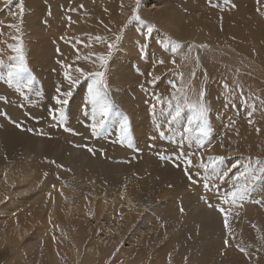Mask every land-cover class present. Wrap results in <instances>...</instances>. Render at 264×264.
Listing matches in <instances>:
<instances>
[{"label": "bare ground", "instance_id": "bare-ground-1", "mask_svg": "<svg viewBox=\"0 0 264 264\" xmlns=\"http://www.w3.org/2000/svg\"><path fill=\"white\" fill-rule=\"evenodd\" d=\"M232 1L235 7L229 13L221 3L210 8L214 0L211 3L209 0H142L140 20L129 24L137 0H57L60 4H53L49 9L42 6L45 0H24L22 19L19 4L14 2L12 8L11 5L5 7L6 0H0V10L3 8L0 13V60H5V66L0 67V94L2 97L12 94L9 111L13 117L7 119L0 115V264H264V217L254 214V206L250 208L253 202L264 206L259 199L264 195V181H251L242 200L220 205L223 188L228 187L230 196L234 186L246 182L239 170L228 172L231 162L224 160L213 175H208L199 165L208 163V157L214 154L194 156L193 166L184 162L178 169L173 159L178 156H173L171 150L169 153L173 157L157 152L165 157L162 162L160 157H144L143 151L148 135L151 146L162 149L164 146H203L210 137H217L226 155L243 153L248 144L256 142L255 137L260 142L264 139V115L258 111L257 104L253 105L260 104L259 98L264 100L262 87L256 92L254 88L248 91L250 97L236 105L237 111L239 105L243 108L238 117L224 103L230 96L233 102V95H226L227 98L221 95L214 100L206 95V109L210 113L200 118L208 128H213L210 137L197 133V115L179 109L180 115L176 117L177 107H170L169 101H164L167 95L178 92L170 82L175 83L180 77L179 70L159 77V69L179 68V64L169 61L176 44L171 45L167 38L172 40L174 36L182 41L185 45L179 50L182 58L194 42L193 34L203 31L199 26L204 25L209 29L207 32L212 30L215 36L230 37L227 31L222 33L213 24L200 22L210 15H215L216 21L220 13L222 21L232 22L234 28L239 26L240 12L236 14L238 18L233 13L241 9L243 22L250 19L243 23V29L248 24L247 32L256 45L247 39L244 41L240 34L242 41H237L235 34L230 37V46L246 54V59L253 64H262L264 44L257 45L259 34L264 43V0ZM64 5L69 9H61ZM260 10L263 18L256 15ZM45 11L51 13L50 19L44 18ZM45 20L47 25L42 23ZM124 27L115 55L108 64L107 83L104 82L107 88L104 84L98 85L111 104L108 116L101 117L99 108L91 102L89 88L93 79L81 81L82 76L76 69L68 70L64 66L57 69L53 57L64 64L66 60L67 65L70 52L77 47L88 53L86 60L99 61V66L89 64V69L82 70L85 73L100 71L103 67L99 57L108 58L111 50L108 45ZM15 29L22 31L27 51L23 56L32 73L13 77L11 82L18 83L14 89L7 76V65L9 57L17 54L9 47L17 40ZM162 31H167L169 36ZM29 37L38 39L31 43V53ZM52 45L65 46L63 53L56 51L51 57ZM66 47L72 48L71 51ZM174 56L178 62V54ZM197 57L199 69H202L196 78L201 79L205 74L212 77L214 85H211L216 92L221 80L232 79L237 84L232 77L234 72H229L227 79L228 72L218 69L210 57L199 53ZM65 73L80 83L70 85ZM159 78L161 88H155L154 83ZM29 79L35 85H31L27 95L25 87ZM69 90L73 93L71 99L61 95ZM55 97L67 98L69 103L57 105ZM234 100L236 104L237 99ZM141 101L149 104L143 105ZM49 107L52 109L48 115ZM61 107L64 110L62 118L56 111ZM24 111L34 112L37 121L26 120ZM81 116H84L83 122L79 123ZM125 117L129 126L127 134L121 129ZM101 119L103 127L93 134V125ZM189 119L193 121L191 125ZM224 120L228 124L234 122L226 127L221 124L224 125ZM189 127L193 130L187 131ZM40 128L44 136L34 134L36 138L31 137L29 129L37 132ZM221 136L225 138L222 140ZM110 140L112 143H107ZM105 144L108 146L104 147ZM95 145L104 147L101 154H92ZM29 147L34 148L30 151ZM57 147L65 153L59 158L53 152ZM136 147L140 151L138 154L133 153ZM126 154L136 159L117 164L125 160ZM180 157L177 161L181 164L185 156ZM39 159L45 162L58 159L60 170L49 165L47 171L42 172ZM236 168L242 167L238 164ZM136 171L140 174L135 175ZM188 174L198 181L196 185L190 184ZM210 184L217 185L211 188ZM208 203L213 207H208ZM215 206L230 210L227 229L223 213L214 212ZM79 252L82 254L80 262L77 261Z\"/></svg>", "mask_w": 264, "mask_h": 264}, {"label": "rangeland", "instance_id": "rangeland-1", "mask_svg": "<svg viewBox=\"0 0 264 264\" xmlns=\"http://www.w3.org/2000/svg\"><path fill=\"white\" fill-rule=\"evenodd\" d=\"M14 2L16 3L15 5H18L19 4V6H20V0H11L10 3L8 2V0H6L5 7H8L9 5H11V8H12V4ZM23 2H24V0H22V3ZM59 2H57V0H45V2H43L42 6L49 9V7H51V5H53V4H60L61 3V2L60 3ZM239 2H240V0H239ZM218 3L219 4L221 3L222 6L224 5L225 6V9H227L229 11V13H232V11H233V10H231V8H233V1L232 0H230V2L227 3V4H225L224 0H214V3H213L212 6H210V8H213V6L216 8L218 6ZM141 6H142V0H139V4L136 5V10H137V14L138 15H139ZM2 9L0 10V13H1ZM61 9L67 10L69 8H68L67 5L66 6L64 5V6H61ZM18 12H19V16L22 19V17H23L22 14L25 12L24 6H23V10L21 11V8H20L18 10ZM239 12H240V15H239ZM47 13L45 11L44 18L45 19L46 18H49L50 19L51 13L50 12L48 14ZM259 13H261V10L258 11V12L256 11V15L257 16L259 15L258 17H260V16L263 15L262 13L261 14H259ZM233 14L237 18H238V16L236 14H238L239 15V18H241L240 20H239V18L237 20V23H239L238 25L239 26L241 25V27L237 26V27H234L233 28L234 25H231L232 22H226L225 19H224V21H222L223 19H222V15L220 13L218 14V18L216 19V21H215V18H216L215 15H210L206 19H204V20H202L200 22H202L203 24H205V23L206 24H213L215 27L218 28V30H222V33H223V31H227V33H228L227 36L232 37L233 35L236 34V36L238 37V40H237V38H235V39L237 41H242V38H240L241 40L239 39V36L242 35L244 41L247 39V41L250 44L256 45L254 43V40L251 38V35H249L248 32H247L249 30L248 24L245 25L246 28L243 29V23H245L246 21H250V19L244 20L245 22H243V17L241 16V9L240 10L237 9L235 11V13H233ZM198 17L199 16H197V18ZM247 17L250 18L249 16H247ZM262 18H263V16H262ZM129 19H130L129 22H128L129 24H132V23H134V21H136V19L133 18V13L129 17ZM262 21H263V24H264V19H262ZM42 23H45L47 25L48 22L45 20V22H42ZM21 24H22V20H21ZM199 27L203 31H201V33H199V34H193V36L191 38H193L192 40L194 42H192V44L189 45V48L186 50V53L183 55L182 58L179 57V54H180L179 50H182L183 48H185V45L182 44L181 43L182 41H180L178 38L175 39L174 36L172 37V40H170L169 38H167L169 40V43L171 45H173L172 44L173 42L176 45H179L178 49L175 52L172 51V58L169 60L171 63H172V61H175V63H173V64H179V68L178 69H159V77L167 76L173 70L175 71V73H176V71L179 70L180 77L177 78L176 81H175V84L177 85L176 89L178 90V92L177 93H174V94H171V95H167L164 98L165 99L164 101L165 102H168L169 101L168 104H169L170 107H172V106L175 107L176 106L177 108H179L183 112L184 111L185 112H190V113H192L194 115H197L196 122H198V126H202V125H204V120H202L200 118L201 116L199 114V108L201 106V103H202L203 108L205 109L204 113H210V111L208 109H206V106H207V103L205 101V96L206 95H209L210 100H212L213 97H214L213 100L214 99H217L216 97L219 98V97H221V95H223V97H226V95H233V102H235V100H234L235 98L237 99L236 104H234L231 101L232 99L229 100V98L231 96L228 97V98L226 97L227 99L224 100V103L227 104L228 106H230L229 108L233 110L232 113L234 112L233 113L234 115H236L237 117L238 116H241V111L243 110V108L240 109V105H239V107H238L239 110L237 111V110H235V108L237 109V106L236 105L240 104V102H242L245 99L247 100L250 97L248 91H250V90H252L254 88L253 91L256 92V90H257L258 87L264 88V59L263 58H261L262 60L260 59V61H261L262 64H259V63L256 62L258 64V66H260V67H258L255 63L253 64L252 61H250V60L248 61L246 59V56H245L246 54L244 55L242 52H239L238 50H235L232 46H230L231 45L230 44L231 43L230 37L226 38L227 39L226 40L225 37L221 38L220 36L213 35L212 30H210L209 32H207L209 29L207 30L204 25L203 26H199ZM125 29L126 28L124 27L123 30H120V32L116 36V40H113L112 39L111 45H113V47L111 48V50L109 52V56L107 58V62L105 64V66L99 71V72H103L104 73V77H103L104 82H106V77H107V72H108L107 71L108 70V64H109L111 58L115 55V52L117 50V46H118V44L120 42V39L122 38V34L124 33ZM194 29H197V28H194ZM235 29H237V30H235ZM1 30H2V28H1V24H0V34H1ZM15 31H16L15 36H16V39L17 40H15L13 42L14 44H12V46H21V48H22V55H24V52H27V51H26V46H25V42H24L25 40H24V37L22 35V31L17 32V29H15ZM162 33H163V35L169 36V33L167 31H162ZM238 34H240V35H238ZM181 36H183V35H181ZM258 36H259L260 41H259V44L257 46L260 47V45H263L264 43L261 41V38H262L261 34H259ZM117 37H119V39H117ZM34 39L36 41H38L37 38L29 37V53H31L30 47H31V43L33 42ZM228 39H230V41H228ZM51 40H50V42L52 44V41ZM50 42L48 41V43H50ZM201 46H204V47H201ZM50 47L52 48V54H51V57H52L54 55V52H56V51H57V53H61V52L63 53V49H64L63 47H65V46L59 45L57 47H53V45H52ZM66 48H69L70 51L72 49L70 47H66ZM189 49H191V50L189 51ZM251 50H253V49L251 48ZM70 53H71V55H70V57H68V58H70V61H67V65H66V60H65V64H64L61 60H58L57 57H55V56L53 57V62L57 66L56 67L57 69L58 68L59 69L60 68L63 69L62 68L63 66L65 67V69H68V70H70V69H77V68H79V69H84V68L89 69L88 68L89 64H96L97 66H99V61L98 60H95V61H88V60H86V59H88V53L85 50L84 51H81L80 49H78L77 47H75L73 49V51L70 52ZM198 53L200 54V56H208V57H210L211 60L214 61V63L218 67V69H224V71L228 72L226 74V78L228 77L229 72H232V73L234 72L233 73L234 75L232 77H234V79L236 80V83L237 84H235L234 83V80H232V79H229L227 81L226 80L225 81L224 80H221V81H219L220 82L219 85H217L218 90L216 92L215 88H213L214 86L212 87V85H214V84H212L213 83L212 77H209L208 75L205 74V76L202 77L201 79H197L196 78V75L199 74L201 72L200 69H202V68L199 69V66H198V63H197V59H196ZM176 54H178V57H179V61L178 62H177L178 59L174 56ZM17 55L18 54H15V56H17ZM51 57L49 58V60H52ZM24 61H25V58H24ZM186 61H187V63H186ZM70 62H71V65L69 66V63ZM58 63H59V65H58ZM219 65H220L221 68H219ZM30 68L31 67L29 66L28 73H25L23 75L31 74L32 73V69H30ZM96 69H98V68H96ZM187 71H188V74L186 75V72ZM95 72H98V71H95ZM95 72H90V73H95ZM42 73H44L43 70H42L41 74ZM206 73H207V71H206ZM83 79H93V77H91V76H82L81 81ZM230 80H232V81H230ZM79 83L80 82H78L77 84H75V86H77ZM11 84H12V88H14V89H15V87L18 86V83L16 84L14 82H11ZM32 84L35 85L34 82L32 81L31 84H28L27 83V85L25 87V90L27 91L26 92L27 95L29 94V90L31 89V85ZM161 84L162 83H161L160 78H159L154 83V86H155V88H161ZM225 85H227V87H225ZM235 85H237V86H235ZM220 89H222V90L220 91ZM170 90H172V89H170ZM201 91L204 92V96H203V100L202 101H200V98H199V93ZM72 94L73 93L71 92V96H68L69 99H71ZM11 95L12 94H10V93H9V95L3 96V97L1 95L2 104H1V107H0V113H6L7 114L6 116L5 115H1L2 118L3 117H7V119H13V117L11 116V113H10L11 107H12L10 105L11 104L10 103ZM185 97H187V100L185 99ZM167 98H168V100H167ZM259 99H258V101L260 102ZM227 100H228V103H227ZM160 103H162V102L160 101ZM141 104L148 105L149 103L148 102L147 103L146 102L143 103L141 101ZM191 104H195L196 105V108L194 109V108L190 107ZM256 104H257V108L259 109L258 111L259 112H262L263 115H264V105H262L261 103L259 104L258 102L255 103V104H253V105H256ZM142 107L145 108V106H142ZM50 109H52V107L47 108L48 115L50 114ZM261 109H262V111H261ZM8 111H9L10 114L8 113ZM29 112H26V111L23 112V116H25V119L26 120H29L31 122L37 121V118L38 117H36V115H35V114H37V110H36V112L34 110L35 114L32 111L30 113ZM88 112H89V116H90V111L88 110ZM9 117H11V118H9ZM81 117H82V119H81ZM81 117L78 118L79 119L78 120L79 123L83 122V117L84 116H81ZM85 117H88V116L85 115ZM237 120H239V122H240V119L239 118H237ZM223 122H224V125H223V123H221L222 126H226L227 127L228 125L230 126L234 121H232L231 124H228V122H225V120ZM12 124H13V122H12ZM263 125H264V122H263ZM241 126L242 125L240 124L238 126V128L241 127ZM207 127H208V125H207ZM226 127L225 128H222V132L226 129ZM53 128H54V130H61L60 128L56 129L57 127H53ZM210 129H213V128L210 127ZM41 130H42L41 128L38 129L37 132H35V131L32 130V131H29V134L33 138H36V135H34V134H37L39 136H44V131L43 130L41 131ZM68 130H69V128H68ZM257 130H259V128H257ZM179 132L182 133V131H179ZM210 132L212 133V130ZM148 137H150V136L148 135L147 138H145L146 139V142L148 140V144L145 142L147 146L145 145V147L143 148L144 153H146V154L143 153L144 154V157H147V158H149V157H151V158L152 157H158L159 158L160 157L159 159H161V156L162 155H160L161 154L160 152H162L163 155L165 154L164 156H172V154H170V153H173L174 152L173 153V156L174 155L175 156L176 155L178 156V157H174L173 158L174 159V163L177 164V168L178 169H179L178 166H183V163L184 162H187V160L189 159V157L193 161L196 156H199L201 158V156H203V155L204 156H207L209 153L215 155L216 152H217V156H223L224 157L225 162L227 161V162H231L232 163V165L228 166V168H227L228 172H230V173H234V172H236L238 170L240 171V174L241 173H248L252 169L259 167L256 164V161L257 160L264 162V139L260 142V140L257 141V138L256 137L254 138L256 142H254L252 144H248V149L243 152L244 154L241 153V152H236V153H231V155L224 154V150L222 149V146H221L223 144H221V142H219V139L217 137H216V139H214V138L210 137L209 135L208 136H204V137H210V139H208L203 146L202 145H197V147H196L194 145L195 147L192 146V148H189V147H179V146H177V147H174V146L169 147V146H167L168 149L165 148V146L163 147V149H162V147H159V146H156V145L155 146H151V144L149 142L150 141L149 139H151V137L150 138H148ZM223 138H225V136H221V139L222 140H223ZM215 140L218 142V144H217V142H215ZM107 143L111 144L112 143V140L108 141ZM219 143L221 145H219ZM218 145H219V147H218ZM95 146H96V150H93V153L92 154H97V153L98 154H101L103 152V148L104 147H107L108 144H105L104 147L103 146H98L97 147V145H95ZM95 146H94V149H95ZM33 148L34 147H31V148L29 147V150L31 151V150H33ZM59 148H61V147H57L53 151L54 152V155L56 156V158H59V157H61V156H63L65 154L63 150L61 151L62 148L61 149H59ZM189 149H190V151H189ZM226 149H228V147ZM58 150H60V151H58ZM138 150L139 149L137 147L134 148V151L135 152L132 149V151H133L134 154L140 153V151H138ZM170 150H171V152H170ZM214 150H216V151H214ZM157 152L160 153V154H158ZM196 152H197V154H196ZM184 153H186L187 155H182ZM92 154L90 153V155H92ZM214 155H211V156L212 157H215ZM180 156H185V158H182L181 164H180L179 161H177V159ZM126 157H129V155L128 156H127V154L124 155V159H125L124 161L125 162L123 160H119L120 162L117 161V164H125V163H127V161H129L131 159H136V158H133L131 156V154H130V157L128 158V160H127ZM34 158H35V155H34ZM113 158H116V157H113ZM175 159H176V161H175ZM56 161H58V159H56L55 161L51 160V161H46V162L43 159H39V162L42 165V172H46L49 165H51L50 167H52L53 169L54 168L59 169L57 167V164H59V163H56ZM161 162H162V159H161ZM238 164L242 167L241 169L236 168V165H238ZM152 166H153V169H154L155 166L154 165H152ZM152 166H150L151 169H152ZM192 166H193V163H192ZM150 168H148V169L150 170ZM134 174L135 175L136 174H140V172H137L136 171ZM256 181H259V182L260 181H264V178L257 179ZM191 183L192 182H190V184ZM260 183H262V182H260ZM194 184L195 183H193L192 185H194ZM215 185H217V184H210V187L212 188ZM258 186L259 187H262L260 184H258ZM222 190L224 192V195L221 198L220 205H229V202L231 201V199H230V196H228V193L230 192V190H228V187H226V190L224 188ZM226 199L229 201L227 204L224 203V201ZM259 199H260V201H263L264 202V195H263V197L259 196ZM253 206H254L255 209L252 208ZM262 207H263V210H262ZM250 208H252L254 214L255 213H260V214H262L261 215V218L264 217V206L257 205V203H254L253 202L250 205ZM218 209H219V207H216L215 206L214 212H218L220 214V211H218ZM228 212H230L229 209H228ZM67 237L69 238L70 235L68 234ZM81 259H82V254L79 252L78 253L77 261L80 262ZM140 264H143V263H140Z\"/></svg>", "mask_w": 264, "mask_h": 264}, {"label": "snow or ice", "instance_id": "snow-or-ice-1", "mask_svg": "<svg viewBox=\"0 0 264 264\" xmlns=\"http://www.w3.org/2000/svg\"><path fill=\"white\" fill-rule=\"evenodd\" d=\"M8 2L10 3L11 0H8ZM225 4L229 3L230 0H224ZM209 3H211V0H209ZM139 4V0H137V5ZM233 7H235V5H233ZM20 8L21 11L23 10V4H22V0H20ZM133 18L136 20H140L139 15L137 14V10L134 9L133 10ZM9 27H13V25H9ZM15 38V37H14ZM117 39H119V37H117ZM9 47L11 48V50L15 53H17L18 55L15 57H9V61L10 63L7 65V76L9 78V82H11L13 77H18L21 74H25L28 73V68L25 64L24 61V57L22 55V48L21 46H12L9 45ZM109 49H111L113 47V45L109 44L108 45ZM179 47V45H176L173 47L172 51L175 52L177 50V48ZM204 47V46H201ZM191 49H189L190 51ZM197 59V63L199 62V57L196 58ZM19 61L18 63L16 61ZM99 60L101 61V67H104V65L107 62V58L105 56H100ZM160 63H163V61H160ZM172 63H175V61H172ZM4 61L0 60V67H4ZM76 71L80 74V76H91L93 77V85L89 88V92L91 94V102L94 105V107H98L99 108V114L101 117H107L111 108V104L107 102V98L106 95L103 91H101V89L98 87V85L100 84H104V73L103 72H95V73H85L82 69L77 68ZM194 75V74H193ZM65 78L69 81L70 85H75L77 83L76 80H73L72 77L70 75H68L67 73H65ZM182 78V77H181ZM32 80L29 79L28 80V84H31ZM172 83V87L176 88L177 85L173 82ZM225 87H227V85H225ZM104 88H107V84H104ZM57 93H60V88L57 87L56 89ZM61 95H63L64 97H68L71 96V91H66L61 93ZM203 96H204V92L201 91L199 93V98L200 101L203 100ZM55 102L57 105H67L69 103L68 99H60L59 97H55ZM185 99L187 100V97H185ZM260 103L262 105H264V100H261ZM190 107L192 108H196L195 104H191ZM56 111L59 112L60 117H63V107L57 109ZM204 111L205 109L202 106L199 108V114L202 117L204 115ZM253 111H255V106H253ZM0 115H7L6 113H0ZM180 115V111L179 108H177V112H176V117H179ZM174 117V119L176 118ZM94 118H95V114H94ZM192 119H189V125L192 124ZM104 124V120L101 119L98 123L94 124L92 127V133L96 134L98 128H102ZM17 127H20V125H17ZM121 129L123 131V133L127 134L129 131V126H128V120L127 117L124 118V123L121 124ZM187 131H192L193 129L191 127H189L188 129H186ZM29 131H32L31 129H29ZM197 133L199 135L202 136H208L211 129L207 127L206 124L202 125V126H198L196 129ZM88 151H92V149H88ZM182 155H187L186 153L182 154ZM161 159H165V157H161ZM224 157L223 156H215V157H208V163H201L199 165L200 168H202L204 170V172L208 175H213L216 172V169L218 167L219 164L223 163ZM187 164L189 166L192 165V160L189 157V159L187 160ZM256 164L259 166L257 168L252 169L250 172L248 173H241L240 176L244 178V180L246 181L243 184H239L234 186V190L229 194L232 203H235L238 199L242 200L244 198V194L247 191L248 188V184L251 181L257 180V179H262L264 178V162L257 160ZM45 175H47V173H45ZM188 179L190 182L192 183H197L198 181L193 180L192 176L190 174H188ZM237 179H239V177H237ZM207 186V185H206ZM169 187H171V185H169ZM203 199V198H202ZM229 201L226 199L224 201L225 204H227ZM208 207H213V205L211 203H208ZM181 212H183V208L180 209ZM218 211H220L221 213H223L224 215V227L227 229L229 226V220H228V215L229 213L224 209V208H219ZM228 241L225 240V245H227ZM242 252L245 251L244 249H240Z\"/></svg>", "mask_w": 264, "mask_h": 264}]
</instances>
